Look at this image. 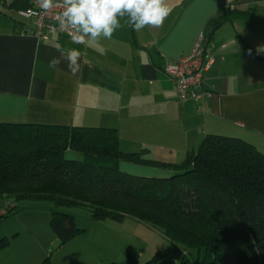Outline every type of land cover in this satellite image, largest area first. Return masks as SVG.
Instances as JSON below:
<instances>
[{"label":"crops","instance_id":"1","mask_svg":"<svg viewBox=\"0 0 264 264\" xmlns=\"http://www.w3.org/2000/svg\"><path fill=\"white\" fill-rule=\"evenodd\" d=\"M2 1L0 122L114 128L122 151L146 149V157L167 162L181 161L207 134L237 137L264 153V60L244 47L264 53V0H165L173 11L162 27L135 31L125 19L110 40L87 46L22 32L30 24L12 17L19 4ZM215 19L225 20L214 27ZM201 34L203 63L211 59L206 92L197 102L179 101L163 66L187 55ZM70 48L83 54L75 75L66 61L49 67L58 49ZM119 169L170 176L132 163Z\"/></svg>","mask_w":264,"mask_h":264},{"label":"trees","instance_id":"2","mask_svg":"<svg viewBox=\"0 0 264 264\" xmlns=\"http://www.w3.org/2000/svg\"><path fill=\"white\" fill-rule=\"evenodd\" d=\"M244 47L264 60V53ZM68 149L79 157L65 159ZM146 154L122 151L114 128L0 122V197L87 209L94 220L130 217L182 251L179 263L158 253L140 263L127 246L125 261L109 264H264V153L243 139L207 134L179 162ZM120 161L173 174L131 175ZM50 226L60 245L82 231L58 209ZM8 243L0 238V250Z\"/></svg>","mask_w":264,"mask_h":264},{"label":"rangeland","instance_id":"3","mask_svg":"<svg viewBox=\"0 0 264 264\" xmlns=\"http://www.w3.org/2000/svg\"><path fill=\"white\" fill-rule=\"evenodd\" d=\"M2 3L1 0L0 7L4 9ZM12 17L20 20L14 11ZM122 164L131 163L120 161V168ZM137 167L173 174V170L167 168L139 164ZM54 209L71 215L75 226L82 230L62 245L50 226L51 211ZM2 210L4 213L0 214V238H8L9 243L0 250V264L123 263L127 246L138 253L140 263L148 261L155 253L162 260L179 263L182 259L179 245L167 240L158 230L130 217L121 222L111 219L94 220L87 209L55 208L48 201L15 202L0 197V211ZM47 257L48 262H45Z\"/></svg>","mask_w":264,"mask_h":264},{"label":"clouds","instance_id":"4","mask_svg":"<svg viewBox=\"0 0 264 264\" xmlns=\"http://www.w3.org/2000/svg\"><path fill=\"white\" fill-rule=\"evenodd\" d=\"M53 4L54 0H41L45 10L51 9ZM62 8L59 27L71 33L76 44L85 46L90 42L98 44L102 38L110 40L125 19L135 31L162 27L173 11L165 0H62ZM58 50L60 56L53 57L49 67L55 69L66 61L69 72L75 75L82 63L81 50Z\"/></svg>","mask_w":264,"mask_h":264},{"label":"built area","instance_id":"5","mask_svg":"<svg viewBox=\"0 0 264 264\" xmlns=\"http://www.w3.org/2000/svg\"><path fill=\"white\" fill-rule=\"evenodd\" d=\"M19 4L17 15L28 20L30 26L22 25L21 31L44 39L49 34L66 36L74 42L72 34L62 30L58 24V17L63 11L62 0H54L53 7L45 10L41 6V0H4ZM203 39L201 34L198 41L192 46L190 52L178 59L166 62L163 72L173 82L179 101L197 102L206 92L204 87V74L207 71L211 59L208 57L203 63ZM4 213V212H0Z\"/></svg>","mask_w":264,"mask_h":264}]
</instances>
